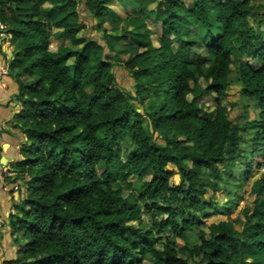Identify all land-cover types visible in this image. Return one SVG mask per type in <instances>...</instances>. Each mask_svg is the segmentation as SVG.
<instances>
[{
	"label": "trees",
	"instance_id": "1",
	"mask_svg": "<svg viewBox=\"0 0 264 264\" xmlns=\"http://www.w3.org/2000/svg\"><path fill=\"white\" fill-rule=\"evenodd\" d=\"M0 22L25 137L12 182L26 193L8 221L21 246L2 264H264V0H0ZM117 64L133 91L116 84ZM233 85L254 115L247 155L222 104ZM210 94L208 114L198 99ZM247 156L259 174L241 229L203 230L211 208L234 207L219 180ZM135 179L139 192H125ZM220 189L230 201L217 208Z\"/></svg>",
	"mask_w": 264,
	"mask_h": 264
},
{
	"label": "rangeland",
	"instance_id": "2",
	"mask_svg": "<svg viewBox=\"0 0 264 264\" xmlns=\"http://www.w3.org/2000/svg\"><path fill=\"white\" fill-rule=\"evenodd\" d=\"M113 8H118V6L116 5V3H114L112 5ZM150 7H153V5H151ZM119 9V8H118ZM80 16L83 20V23H85L86 25V30L85 33L87 36H95L98 37L97 31L94 30L92 28V24L93 21L91 18H89L87 16L86 12H80ZM107 26V25H106ZM82 33V31L80 32ZM157 34L156 35H152L151 39L154 43L155 46H157ZM51 43L52 46L51 48L55 47V44H57L59 42V40L56 37H51ZM124 40H120L117 41L118 44L122 45L124 44ZM67 44V43H65ZM201 52L203 53V55L205 56L206 53L205 51L201 50ZM133 54L128 52V55ZM125 54H121V57H124ZM126 56V55H125ZM113 73L115 74V82L116 84L121 87L122 89L126 90V91H133V82L131 77L128 75L127 71L122 67V65L117 64L116 67H114L113 69ZM158 99H160V97L158 96ZM240 100V95L238 92V87L237 86H231L230 89L227 91V97L224 101H222V104H225L226 107L228 108V115L231 119H239L241 120V124L239 125V135L241 136V139H246L245 141L241 142L240 146H239V152L244 155H247V153L251 150L252 146L250 144L251 140V136L254 133L253 130H245L242 128V124L244 122H246L248 120L249 117L254 116L253 112L249 110V113L246 114V112H244L243 107H241L242 105H244L241 102V106L240 104L237 103V101L239 102ZM215 97L213 96V94L210 95H206L204 97H201L200 99H198V102H204L206 104V108H207V112L208 114L210 112H212V110L215 108L214 104H215ZM229 102H234L236 103V105H232ZM239 117V118H238ZM125 148V147H124ZM253 158L254 157H250L247 156V159L245 161H243L242 159H236L234 160V162H229V165H232L235 177H227V176H223L226 177L223 181L222 179H220L219 184L220 185H224L225 188L228 191H231V186L234 185V190L236 191V193H234L233 195V200H234V207L231 208L230 213L229 214H225V213H215L214 209H210V216L206 217L205 221V225L202 227L203 230H206V227L208 225V223H211V221L213 222H217L219 220H228L230 221L236 229L240 230L242 227V219L245 221V216L243 214V210L245 208H249L252 205L254 196L251 195L250 189L253 183V179L258 177L259 174V170L256 168V164L253 162ZM249 162V168L247 169L246 165ZM171 169L173 171H176V168L174 166H171ZM221 170V169H220ZM250 170V174L249 177L246 178L244 180V182H242V184H238L237 177H241L243 175V172ZM172 182H177L178 181V175L175 174L174 177L171 180ZM141 186V181L138 179L135 180H131V182L129 183V185H125L126 190L125 192L127 193H132L134 195H136L137 192H139V189ZM223 186V187H224ZM222 190H218L217 192H215L214 194H211L210 198L213 202V205L217 208H222L226 206V203L228 201H230V199L226 198V193H223ZM238 196V197H237ZM220 206V207H218ZM142 219L145 221H149L150 222V218L142 216ZM163 236V234H161ZM194 236L196 237V233H194ZM12 238L13 240V247L15 252L18 250V247L21 246L22 240L20 241L19 239H15L13 236ZM173 243L175 244V246L177 247H181L184 246V241L179 238V237H173ZM16 244H15V243ZM19 244V245H18ZM159 246V243L156 245V247ZM4 254H2L0 256V258L3 257ZM4 260H0V263H3ZM148 259H143L140 264H150L148 262Z\"/></svg>",
	"mask_w": 264,
	"mask_h": 264
},
{
	"label": "crops",
	"instance_id": "3",
	"mask_svg": "<svg viewBox=\"0 0 264 264\" xmlns=\"http://www.w3.org/2000/svg\"><path fill=\"white\" fill-rule=\"evenodd\" d=\"M121 17H124V14H121ZM11 52V45H0V256L4 254L0 260H8L15 255L8 221L10 215L16 211L13 203L18 204L26 195L20 181L12 182L16 176L12 165L20 157V142L25 137L22 129L14 121L20 109V103L15 99L17 85L8 73L2 72ZM15 185L18 189L8 190Z\"/></svg>",
	"mask_w": 264,
	"mask_h": 264
},
{
	"label": "built area",
	"instance_id": "4",
	"mask_svg": "<svg viewBox=\"0 0 264 264\" xmlns=\"http://www.w3.org/2000/svg\"><path fill=\"white\" fill-rule=\"evenodd\" d=\"M4 30H5V26L0 22V42L8 44L7 40L9 36L5 34ZM5 71L6 69L2 68V72H5ZM14 189H17V187L14 186Z\"/></svg>",
	"mask_w": 264,
	"mask_h": 264
},
{
	"label": "clouds",
	"instance_id": "5",
	"mask_svg": "<svg viewBox=\"0 0 264 264\" xmlns=\"http://www.w3.org/2000/svg\"><path fill=\"white\" fill-rule=\"evenodd\" d=\"M5 34H6V33H5ZM6 35L9 36V38H8V40H7V43H8V44L0 42V45H7V46L10 45V35H9V34H6ZM4 68L6 69V71L3 72V74H7V73H8V72H7V66H5ZM20 106H21V105H20ZM19 159H21V157H19L18 160H19ZM18 160H17V161H18ZM15 186H16V185H15ZM16 187H17V186H16ZM17 189H18V187H17ZM8 190L14 191V190H16V189H14V187H13L12 189H8ZM16 205H17V203L14 204V206H16ZM11 235H12V234H11ZM0 264H2V263H0Z\"/></svg>",
	"mask_w": 264,
	"mask_h": 264
}]
</instances>
